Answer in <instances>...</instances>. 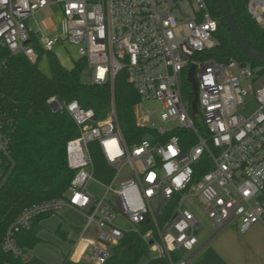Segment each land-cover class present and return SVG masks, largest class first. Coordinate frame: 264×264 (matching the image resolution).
I'll use <instances>...</instances> for the list:
<instances>
[{
    "label": "built area",
    "instance_id": "2783aa9c",
    "mask_svg": "<svg viewBox=\"0 0 264 264\" xmlns=\"http://www.w3.org/2000/svg\"><path fill=\"white\" fill-rule=\"evenodd\" d=\"M51 4L61 9L65 28L60 36L45 32L56 27L52 20L35 22L36 27L28 23ZM246 8L264 27V0H247ZM216 31L206 0H0V44L10 54L36 62L33 40L44 51L64 42L75 45L91 70V83L112 84L119 72L126 74L139 96L134 117L152 130L127 145L113 107L97 120L92 109L75 100L50 97L52 108L65 110L77 127L65 146L73 176L64 196L34 202L17 214L2 237L3 252L23 255L16 234L31 229L37 217L64 208L83 214L82 232L96 229L94 237L80 235L74 245L76 259L88 256L95 264L105 263L126 231L114 221L118 215L133 229L151 224L141 235L148 244L151 240L150 250L171 264L173 253L183 252L178 264H185L183 255L197 245L200 227L186 205L190 198L218 228L233 220L241 232L256 223L264 226V71L232 58L199 56L215 45ZM191 66L197 84L194 115L184 85ZM149 102L156 107H146ZM10 125L0 103V177ZM177 130L187 131V140L171 134ZM93 142L114 169L112 179L100 183L101 197L86 189L98 180L89 149ZM202 160L208 169L195 176L194 166ZM121 162L130 176L117 182Z\"/></svg>",
    "mask_w": 264,
    "mask_h": 264
},
{
    "label": "trees",
    "instance_id": "16d2710c",
    "mask_svg": "<svg viewBox=\"0 0 264 264\" xmlns=\"http://www.w3.org/2000/svg\"><path fill=\"white\" fill-rule=\"evenodd\" d=\"M217 19L216 43L210 49L199 52L201 57H213L217 61L236 59L260 66L264 62L251 61L236 46L234 39L216 5L215 0H206ZM236 24L245 41L252 47L264 51V27L259 26L249 15L247 0H226ZM38 60L44 54L48 59L49 73H43L36 62L29 61L22 54H10L0 44V103L11 118L10 148L5 158V166L0 177V243L5 230L17 214L26 206L50 198L64 196L70 185L73 171L68 167L65 146L69 139L77 135V127L72 117L62 109L55 110L47 101L55 97L59 101H77L83 108L95 112L97 120L104 119L114 108L116 121L127 145L138 143L152 133L146 126L137 123L133 107L139 96L121 71L112 84L96 85L82 79L86 69L84 60L79 58L71 68L65 67L52 51L42 50L35 40L32 42ZM188 99L193 98L189 83L184 78ZM187 140L188 132L177 130L171 134ZM94 164V175L103 182H109L114 169L107 164L95 142L89 145ZM202 160L194 166L195 176L208 169ZM49 214L35 219L31 229L16 234V241L23 255L14 258L0 248V264H47L40 258L26 252L38 241V221ZM152 228L144 222L137 229L130 228L123 234L119 244L114 246L104 264H138L149 254L150 246L141 235ZM183 252L173 253L177 261ZM62 264H85L73 262L67 257Z\"/></svg>",
    "mask_w": 264,
    "mask_h": 264
},
{
    "label": "rangeland",
    "instance_id": "374dc122",
    "mask_svg": "<svg viewBox=\"0 0 264 264\" xmlns=\"http://www.w3.org/2000/svg\"><path fill=\"white\" fill-rule=\"evenodd\" d=\"M36 20V21H35ZM35 20L29 19L28 23L36 27L35 22L41 23L42 21L52 20L55 24L54 30L46 29L45 32L50 36H60L64 32V21L61 15V9L58 5L51 4L47 6L45 9L38 11L35 14ZM52 52L58 58V60L67 68H71L73 63L79 59V55L76 50V46L73 44H69L64 42L63 44H57L53 47ZM39 69L45 73H49V64L47 57L43 54L38 60ZM82 79L86 82H90L91 79V70L86 68L82 74ZM148 108L156 107V104L153 102H149L145 104ZM198 119V118H197ZM96 143V142H95ZM97 144V143H96ZM130 176L129 166L126 163L121 162L120 164V172L117 177V182L124 180ZM100 183L105 184L99 179L91 180L86 184V189L89 193L94 196L101 197L104 193V186ZM186 205L190 207L193 214L196 216L201 225V234L200 241L209 236L210 234L216 231V227L212 224V222L207 218V216L200 209V205L195 198H190L186 201ZM114 221L119 224L122 229H130L133 225L123 216H116ZM61 223V225H60ZM84 223L82 215L77 213L72 209H67L61 212H57V214L49 215L44 218L42 223V229L39 231L40 238L39 241L29 249L25 257H29L34 255L40 259L45 260L49 264H60L63 253L68 252L70 249V240L74 239L76 235L74 226H81ZM60 225L62 229L66 231V238L62 236H58L55 233L56 228ZM91 235V229L85 231L84 237H89ZM70 251V250H69ZM165 256V255H164ZM167 258V257H166ZM82 262L85 264H95L91 260H89L88 256H84L82 258ZM179 260L175 262L178 264Z\"/></svg>",
    "mask_w": 264,
    "mask_h": 264
},
{
    "label": "crops",
    "instance_id": "0c3cea01",
    "mask_svg": "<svg viewBox=\"0 0 264 264\" xmlns=\"http://www.w3.org/2000/svg\"><path fill=\"white\" fill-rule=\"evenodd\" d=\"M67 209H72L82 215L85 223V218L79 210L64 208L59 212ZM44 218L38 221L39 229L37 235L39 238V231L43 228L42 223ZM84 223L81 226H74L76 235L74 239L70 240V251L68 250V252L63 253L60 264H62L64 257L73 262H82V259H76L77 254L74 251L75 242L80 235L84 236L85 231L88 229H91L90 238L94 237L96 233L94 227H90L82 232ZM60 225L56 228L55 233L58 236L66 238V231ZM200 229L201 225L197 235V245L192 251L183 255L186 259L185 264H264V226L260 223L253 224L247 230L241 232L238 229V223L233 220L221 228L216 227V231L207 236L203 242L200 241ZM43 261L46 262L45 260ZM46 263L49 264L48 262ZM138 264H171V262L163 254L149 250V254L141 258Z\"/></svg>",
    "mask_w": 264,
    "mask_h": 264
},
{
    "label": "water",
    "instance_id": "95a60500",
    "mask_svg": "<svg viewBox=\"0 0 264 264\" xmlns=\"http://www.w3.org/2000/svg\"><path fill=\"white\" fill-rule=\"evenodd\" d=\"M215 2L232 35V38L234 39L236 43V46L241 50L244 56L251 61H255L258 63L264 62V51H261V50H258L252 47L250 44H248L245 41L243 35L241 34L236 24V21L232 15L231 9L227 1L226 0H215ZM262 37L264 38V31L262 32ZM187 80L191 84V88L193 92V99L191 102V111H192V115H194L197 110V84L193 76V66H191V68L188 71ZM146 223H148V220H146ZM149 244H151V240L149 241Z\"/></svg>",
    "mask_w": 264,
    "mask_h": 264
}]
</instances>
